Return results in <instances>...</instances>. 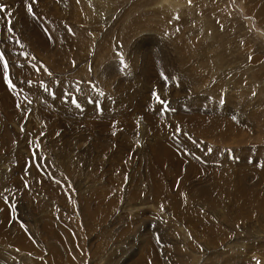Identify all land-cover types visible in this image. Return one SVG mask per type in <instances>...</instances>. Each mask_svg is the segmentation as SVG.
<instances>
[{
    "label": "rangeland",
    "instance_id": "1",
    "mask_svg": "<svg viewBox=\"0 0 264 264\" xmlns=\"http://www.w3.org/2000/svg\"><path fill=\"white\" fill-rule=\"evenodd\" d=\"M0 6V264H264V0Z\"/></svg>",
    "mask_w": 264,
    "mask_h": 264
},
{
    "label": "bare ground",
    "instance_id": "2",
    "mask_svg": "<svg viewBox=\"0 0 264 264\" xmlns=\"http://www.w3.org/2000/svg\"><path fill=\"white\" fill-rule=\"evenodd\" d=\"M8 1V0H7ZM47 2V1H46ZM45 7V6H44ZM81 16V15H80ZM39 21V20H38ZM54 27V26H53ZM52 27V28H53ZM102 56V55H101ZM102 62V61H101ZM102 65H103V63H101ZM102 65H100L99 67H97V69L99 70L98 72H100L101 71V67H103ZM101 73V72H100ZM4 82H3V80L1 81V86L3 87V84ZM4 90H6V89H4ZM3 89H1L0 88V108H4L8 113H9V115L10 116H15L14 114H18V111L16 110V106H17V102L12 98V96H11V94L7 91V92H5ZM196 115V114H195ZM186 117H188V113H187V115H186ZM174 120H176V119H174ZM160 129H162L161 127H160ZM167 135V134H166ZM97 140V139H96ZM163 143V142H162ZM156 151V153L155 154H152L151 156H153L152 158H153V163L154 164H158L159 166H162V165H164V163H166V162H170V159H171V157H174V156H176L178 153H175V151L172 149V147L171 146H169V145H167V143H163V145H160V146H158L157 147V150H155ZM132 158V157H131ZM130 158V159H131ZM135 158V157H134ZM142 158V157H141ZM127 162V161H126ZM137 165V164H136ZM147 169V168H146ZM154 174H155V172H154ZM140 206V205H139ZM138 206V207H139ZM140 208V207H139ZM207 231L208 232H211L212 230H213V225H209V226H207ZM27 239L24 237L22 240H21V242H20V246L21 247H23V248H26V249H28V248H30V246H31V244L29 243V242H27L26 241ZM230 244V243H229ZM226 248H229V247H231V245H226L225 246ZM186 248V247H185ZM178 249H180V250H183V248L182 247H180V248H178ZM192 248H190V250H191ZM8 251V250H7ZM4 252V251H3ZM180 252V251H179ZM138 253V251H135V254H137ZM3 254H6V256H7V253H3ZM134 254V255H135ZM182 255V254H181ZM126 256V255H125ZM141 259V258H140ZM1 261V260H0ZM130 261V260H129ZM1 262H3V261H1ZM126 263V262H125ZM140 263L141 264H145L146 263V261H144V262H141L140 261ZM137 264V263H136Z\"/></svg>",
    "mask_w": 264,
    "mask_h": 264
},
{
    "label": "snow or ice",
    "instance_id": "3",
    "mask_svg": "<svg viewBox=\"0 0 264 264\" xmlns=\"http://www.w3.org/2000/svg\"><path fill=\"white\" fill-rule=\"evenodd\" d=\"M190 2H191V0H189V3H190ZM2 7H3V6H0V9H2ZM27 8H28L29 13H32V12H33V10H32V5H31V4H28V5H27ZM33 14H34V13H33ZM177 18H178V17H177ZM8 31L11 32V31H12V28L9 27V28H8ZM3 59H4V54H3V52H0V60H3ZM7 67H8V65H7V61H4V68L7 69ZM165 79H167V78H165ZM9 84H10V86H11V81H10V80H9ZM156 98H157V100H158V102H159L160 104H162V105L165 104V101L162 100V99H160V97H159L158 94H156ZM36 166L39 167L40 165H39V164H36ZM257 264H260V262L257 261Z\"/></svg>",
    "mask_w": 264,
    "mask_h": 264
}]
</instances>
